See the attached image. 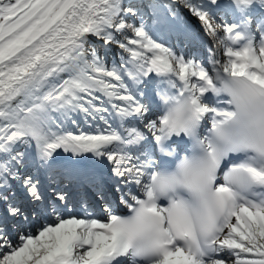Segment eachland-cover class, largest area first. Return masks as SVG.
I'll use <instances>...</instances> for the list:
<instances>
[{
  "label": "snow or ice",
  "instance_id": "6c2138e0",
  "mask_svg": "<svg viewBox=\"0 0 264 264\" xmlns=\"http://www.w3.org/2000/svg\"><path fill=\"white\" fill-rule=\"evenodd\" d=\"M0 264H264V0H0Z\"/></svg>",
  "mask_w": 264,
  "mask_h": 264
}]
</instances>
